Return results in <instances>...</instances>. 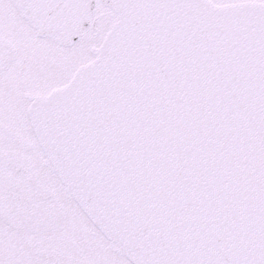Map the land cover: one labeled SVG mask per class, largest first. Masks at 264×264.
Wrapping results in <instances>:
<instances>
[{
  "label": "snow or ice",
  "instance_id": "1",
  "mask_svg": "<svg viewBox=\"0 0 264 264\" xmlns=\"http://www.w3.org/2000/svg\"><path fill=\"white\" fill-rule=\"evenodd\" d=\"M0 264H264V0H0Z\"/></svg>",
  "mask_w": 264,
  "mask_h": 264
}]
</instances>
